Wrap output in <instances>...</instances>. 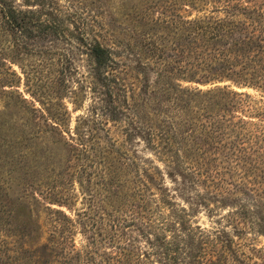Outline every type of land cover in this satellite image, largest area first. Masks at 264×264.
I'll return each instance as SVG.
<instances>
[{
    "label": "trees",
    "instance_id": "1",
    "mask_svg": "<svg viewBox=\"0 0 264 264\" xmlns=\"http://www.w3.org/2000/svg\"><path fill=\"white\" fill-rule=\"evenodd\" d=\"M112 1L0 0L39 104L6 169L18 189L0 183V264H264L243 249L264 236V101L232 89L264 96V0H117L123 32ZM86 95L70 128L62 100ZM199 208L225 226L192 222Z\"/></svg>",
    "mask_w": 264,
    "mask_h": 264
},
{
    "label": "rangeland",
    "instance_id": "2",
    "mask_svg": "<svg viewBox=\"0 0 264 264\" xmlns=\"http://www.w3.org/2000/svg\"><path fill=\"white\" fill-rule=\"evenodd\" d=\"M15 2V5L21 6L23 0H12ZM62 2L64 0H61ZM117 0L112 1L114 9H111V19L115 21V24L112 26L115 30H120L123 32L124 29H126L125 20L127 17H122L117 11L119 8V5L113 4L116 3ZM160 10L156 9L154 12V17H158V12ZM124 22V23H123ZM120 23H123L122 26H118ZM106 24V22H105ZM109 28V27H107ZM14 39L11 37L10 32L4 31L1 28L0 23V74H8L7 77H9V80L13 81V76H11L12 72H15L17 76L20 78L19 83L13 82V84H0V148H1V154H0V183L4 184V181L6 182V185H12V190L18 189L17 187V179H13L9 181L10 176L8 173L6 174V169L8 168V165L17 161V152L19 149H22L25 151V153L29 152V149L33 145V128L31 127L30 122V108L33 105V98L32 93H34V87L31 85L32 82H26L25 75L22 74L20 71L19 65L21 64L20 58H23L22 65L25 67V71L27 74L30 73V68L32 65L31 57L30 55L22 54L20 56H16L15 54V46H14ZM76 52V55L73 56L72 59V67L78 69L80 72H84L86 70V57L84 55H80L79 51L77 49L74 50ZM123 53V52H122ZM127 56L124 52V56ZM127 59V58H126ZM129 65H133V61L129 60L127 61ZM31 79V78H30ZM73 79V77H72ZM17 81V80H16ZM228 82H220L216 83L214 85H208V86H215V85H227ZM70 80L69 86L70 87H76V85ZM201 87V86H200ZM205 88V87H201ZM46 86L43 85V89L45 90ZM235 91L238 92H244L248 94L252 100L254 101H264V96L262 97V93L250 89V88H237L232 87ZM18 93L21 94L23 100L19 98ZM84 103L82 105V108L79 110L73 111V106L70 103L72 99H63L62 103H64L68 110L71 113V121L69 123V127L73 128L75 125V119L76 117H79L86 113V108L90 102V96L86 95L83 97ZM36 107H39L38 102L34 101ZM21 108L20 113L17 111V109ZM67 124V123H66ZM134 149L138 152V154L141 157H152L151 153L147 151L144 147V143L141 141H137V143L132 144ZM6 156H5V154ZM159 167L162 168V166L159 164ZM56 172L58 169L55 170ZM55 177V173L53 174V178ZM57 181V180H56ZM59 181V179H58ZM166 182L170 187H172V184L167 179ZM49 185H51L50 182H48ZM46 188L45 191H47L50 186ZM58 185V184H56ZM30 180L27 181L26 188L30 189ZM14 194L10 195V199L13 198ZM176 201L178 203L184 204L182 198L178 197L176 198ZM52 208H57L56 205H52ZM226 213V211H218L217 213L210 215L206 212V210L199 208L198 213L196 216H194L192 219V222H196L198 225H200L202 228L210 229L215 226V223H220L221 226H225V221L220 220V217L223 216ZM220 226V227H221ZM229 231V229H228ZM249 238H254V241H248V243H251L249 245H252L250 247H244V251L248 255L255 256V253L253 252L252 248H256L257 250H261L264 252V236H254L253 234H248ZM79 237L76 239V242L79 241ZM257 258L260 257V255L256 254Z\"/></svg>",
    "mask_w": 264,
    "mask_h": 264
}]
</instances>
